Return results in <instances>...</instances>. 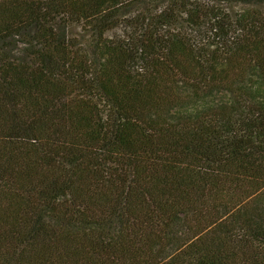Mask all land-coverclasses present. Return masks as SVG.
Returning a JSON list of instances; mask_svg holds the SVG:
<instances>
[{"label": "trees", "instance_id": "obj_1", "mask_svg": "<svg viewBox=\"0 0 264 264\" xmlns=\"http://www.w3.org/2000/svg\"><path fill=\"white\" fill-rule=\"evenodd\" d=\"M194 1L0 0V264H264V0Z\"/></svg>", "mask_w": 264, "mask_h": 264}, {"label": "rangeland", "instance_id": "obj_2", "mask_svg": "<svg viewBox=\"0 0 264 264\" xmlns=\"http://www.w3.org/2000/svg\"><path fill=\"white\" fill-rule=\"evenodd\" d=\"M200 2H203L202 5H201L202 7L205 6V8L203 7V12H205V9H206L207 14L210 15L211 14V9H210L211 6L208 5L207 3H205L206 0H202V1L195 0L194 2H191V3L200 4ZM149 6L150 5L144 3V4L140 5V6H136V7L132 8V9L123 11L124 13L120 17L121 18L120 24L117 25L115 30L111 31L108 34V37L109 38H118L119 39V37L121 38L122 36L127 34V32H129V28L130 27H134L137 24L132 19L135 18L136 16L140 15L141 14L140 12H146ZM67 34L71 38H75L82 45L87 44L90 41V38H92V34L91 33H84L83 31H81L80 28H77V27H74V26L73 27H69Z\"/></svg>", "mask_w": 264, "mask_h": 264}]
</instances>
